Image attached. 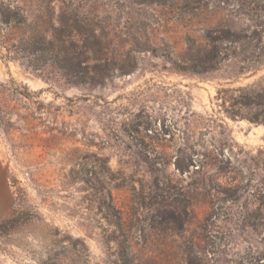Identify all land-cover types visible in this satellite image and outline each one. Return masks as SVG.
I'll use <instances>...</instances> for the list:
<instances>
[{"label":"rangeland","instance_id":"1","mask_svg":"<svg viewBox=\"0 0 264 264\" xmlns=\"http://www.w3.org/2000/svg\"><path fill=\"white\" fill-rule=\"evenodd\" d=\"M23 6L74 37L0 52V264H264V0Z\"/></svg>","mask_w":264,"mask_h":264},{"label":"trees","instance_id":"2","mask_svg":"<svg viewBox=\"0 0 264 264\" xmlns=\"http://www.w3.org/2000/svg\"><path fill=\"white\" fill-rule=\"evenodd\" d=\"M61 23L65 25L62 30L50 24L48 29L39 31L29 22L23 0H0V52L3 58L19 62L34 73L41 71L40 58H37L39 55L52 54L55 50L66 53L72 43L74 36L71 26L65 19ZM65 57L60 61L61 69H65L70 62V58ZM55 60L59 61V58ZM25 90L26 86L18 85L15 81L0 83V127L11 123V113L16 109L5 94L9 92L19 97L26 95ZM231 117L235 119L236 116Z\"/></svg>","mask_w":264,"mask_h":264}]
</instances>
